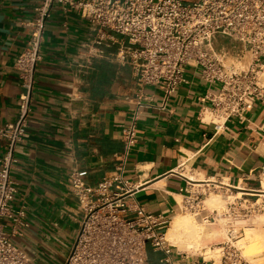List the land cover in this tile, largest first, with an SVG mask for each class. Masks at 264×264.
Returning a JSON list of instances; mask_svg holds the SVG:
<instances>
[{"label": "crops", "instance_id": "1", "mask_svg": "<svg viewBox=\"0 0 264 264\" xmlns=\"http://www.w3.org/2000/svg\"><path fill=\"white\" fill-rule=\"evenodd\" d=\"M36 6L35 0H0V126L18 120L22 88L16 62L30 38L25 24ZM95 33L78 13L66 14L59 6L47 21L29 128L12 172L18 204L27 206L30 221L19 245L33 264H62L69 256L82 218L69 174L83 172L91 185L109 174L123 150L121 125L130 122L135 108L131 69L112 57L90 58L86 45ZM186 78L166 110L163 93L148 88L155 102L141 114L127 170L139 204L172 223L185 214L190 197L205 200L211 192L255 197L264 184V103L246 121L232 119L216 134L199 115L201 99L220 85H206L196 69ZM5 152L0 141V160ZM177 261L209 264L203 254H182Z\"/></svg>", "mask_w": 264, "mask_h": 264}, {"label": "built area", "instance_id": "2", "mask_svg": "<svg viewBox=\"0 0 264 264\" xmlns=\"http://www.w3.org/2000/svg\"><path fill=\"white\" fill-rule=\"evenodd\" d=\"M35 1V16L25 24L30 38L16 62L22 88L18 120L0 126V141L6 143L0 160V264H33L19 245L30 221L27 206L18 204L20 188L12 172L19 163L17 146L28 132L47 21L55 6L66 14L78 13L96 29L86 45L91 59L112 57L131 69L135 106L130 122L121 125L123 150L115 168L96 185L89 184L83 172L69 174L82 218L62 264H179L182 253L167 238L172 220L141 206L135 196L138 189L127 177L138 122L155 102L148 88L163 93L161 109L166 110L170 98L187 83V71L199 70L206 85H220L201 99V121L213 125L216 134L232 119L246 121L247 113L264 103V0ZM262 173L264 177V167ZM260 198L241 200L247 206L245 218L264 210ZM203 205L204 199L190 197L183 211L200 217ZM235 208L229 205L230 218ZM216 217L214 212L204 220ZM230 225L221 264H249L235 245L239 232Z\"/></svg>", "mask_w": 264, "mask_h": 264}, {"label": "rangeland", "instance_id": "3", "mask_svg": "<svg viewBox=\"0 0 264 264\" xmlns=\"http://www.w3.org/2000/svg\"><path fill=\"white\" fill-rule=\"evenodd\" d=\"M243 192V191H242ZM244 193V192H243ZM246 193V192H245ZM263 195L259 193L258 196L249 197L238 193H231L224 195L221 192H211L208 199L204 200L202 216L197 217L195 213L187 212L183 216L193 217L197 221L204 224V226L212 227L215 231L210 236H204V239L197 240H183L180 246H176L177 250L185 255H201L203 254L209 264H221L223 256V244L228 241V231L232 226L239 232V238L235 241V245L242 256L249 264H264V210L258 212L251 218H245L247 215V206L244 205L246 198L253 200ZM218 197L220 203L217 206L210 207L207 205L212 197ZM242 198V199H241ZM242 200V201H241ZM236 204L233 218L227 214L230 204ZM218 214L216 221H205L204 217ZM231 212H229L230 214ZM237 216V218H235ZM206 238V239H205ZM196 241V243H195ZM175 246V245H174ZM176 250V251H177Z\"/></svg>", "mask_w": 264, "mask_h": 264}, {"label": "bare ground", "instance_id": "4", "mask_svg": "<svg viewBox=\"0 0 264 264\" xmlns=\"http://www.w3.org/2000/svg\"><path fill=\"white\" fill-rule=\"evenodd\" d=\"M264 81V75H263ZM207 205L210 207L217 206L220 203L218 197L214 196L206 201ZM214 229L212 227L204 226L201 222L197 221V219H193V217L189 216H179L177 217L168 232L167 238L171 242L172 245L180 246V243L183 240H200L204 239V236L212 235ZM201 239V240H202ZM206 239V238H205ZM196 243V241H195ZM199 243V241H198ZM177 248V247H176Z\"/></svg>", "mask_w": 264, "mask_h": 264}, {"label": "trees", "instance_id": "5", "mask_svg": "<svg viewBox=\"0 0 264 264\" xmlns=\"http://www.w3.org/2000/svg\"><path fill=\"white\" fill-rule=\"evenodd\" d=\"M94 65H95V67H96V65H98V64H94V63H93V66H94Z\"/></svg>", "mask_w": 264, "mask_h": 264}]
</instances>
